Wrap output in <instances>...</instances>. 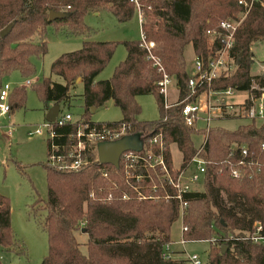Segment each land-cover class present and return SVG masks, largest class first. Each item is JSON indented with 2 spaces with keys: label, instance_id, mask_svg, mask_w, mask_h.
<instances>
[{
  "label": "trees",
  "instance_id": "obj_1",
  "mask_svg": "<svg viewBox=\"0 0 264 264\" xmlns=\"http://www.w3.org/2000/svg\"><path fill=\"white\" fill-rule=\"evenodd\" d=\"M139 5L140 30L147 39L159 42L151 51L174 78L175 99L180 100L188 94L187 78L192 73L185 67L184 46L190 43L193 55L205 66L218 47L205 29L214 27L220 19L236 18L241 5L237 0H139ZM101 6H106L118 21H126L135 13L130 0H0V29L13 21L10 30L0 36V81L11 70L23 76L33 72L29 57L44 53L42 36L47 24H63L71 33L83 32V14ZM50 9L68 14L48 19ZM256 40L264 41V0L254 1L236 26L230 47L234 68L211 79L212 89H249L253 82L264 86V73H250V45ZM122 43L125 56L107 78L95 76L111 56L115 42L84 39L78 48L51 60L49 72L59 81L47 75L31 85L47 109L51 104L68 102L69 87L78 78L82 85L80 118L106 125L123 122L126 134L136 132L144 140L161 130L167 166L172 165L170 143H175L180 152L179 167L185 166L197 151L191 135L205 130L183 122L181 103L163 108L157 85L160 74L146 49L139 45V39ZM24 87H15L9 93V112L24 104ZM139 93L154 96L157 119L136 118L139 106L135 95ZM109 98L121 117L110 122L90 120L91 106L95 109ZM153 148L157 150L156 145ZM197 155L204 159L202 181L186 194L181 217L177 200L164 195L172 188L159 177L157 168L134 169L142 173L137 182L140 189L150 195L136 198L124 181L120 161L114 167L94 159L77 170H58L44 163L46 195L36 202L44 210L41 225L47 248L40 264H184L183 259L171 258L167 248L169 228L177 217L185 227L181 240L214 237L206 264H264V244L250 239L255 223L264 234V118L259 123L255 119L240 122L232 129L210 125ZM103 168L106 175L101 173ZM233 168L239 170L237 176L231 175ZM122 191L130 197L120 198ZM76 232L85 237L84 241L77 240ZM12 244L9 200L0 193V246L7 250ZM221 246H225L223 252Z\"/></svg>",
  "mask_w": 264,
  "mask_h": 264
},
{
  "label": "rangeland",
  "instance_id": "obj_2",
  "mask_svg": "<svg viewBox=\"0 0 264 264\" xmlns=\"http://www.w3.org/2000/svg\"><path fill=\"white\" fill-rule=\"evenodd\" d=\"M240 14L241 12L236 16ZM136 17L134 14L126 21H118L106 6H101L97 10H88L83 14L82 21L86 27L83 32L71 33L63 24L55 26L47 24L42 36L45 39L44 53L29 57L34 68L33 72L23 76L17 70H11L1 78L0 82L10 84L9 92L15 87L25 86V99L22 106L14 107L9 113V124L14 126L12 134L7 135L6 128H0V193L9 200L10 229L13 235V244L10 249L4 250L0 246V264H40L47 250L46 234L41 225L44 210L36 203L39 198H44L46 195L44 165L46 141L43 135L27 134L28 130L45 119L46 109L43 108L42 101L31 84L47 75L59 81L58 76L49 72L51 60L62 52L78 48L84 39L115 42L111 56L95 77L96 79L107 78L114 66L125 56L122 41L140 37ZM158 44L159 42L154 41L155 46ZM250 50L253 54L250 73H264V41L252 42ZM183 55L186 69L192 71L194 55L190 43L184 46ZM25 78L31 80L30 84H24ZM174 82V78H171L166 95L167 101L175 100L177 89ZM81 91L80 82H75L70 86L69 100L64 103L60 102L58 110L69 111L73 117H78L82 111ZM244 93V90L234 91L226 97V102L237 103L243 98ZM135 101L139 106L137 119L155 120L158 118V108L151 93H139L135 95ZM88 117L92 121L110 122L118 120L121 113L109 98L102 105L90 110ZM247 120L249 119L242 115L217 116L210 120V124L232 129L238 123ZM6 121V117H0L1 123H6ZM260 121L262 119L255 118V123ZM191 137L193 143L198 145L202 134L194 133ZM169 150L173 164L178 165L180 152L175 143L169 144ZM181 224L180 218L177 217L170 225L169 243L167 244L170 257L183 259L186 254H197L202 263L206 264L209 241L194 240L181 243ZM76 237L80 242L85 239L78 232H76ZM80 249L84 251V246H80Z\"/></svg>",
  "mask_w": 264,
  "mask_h": 264
},
{
  "label": "built area",
  "instance_id": "obj_3",
  "mask_svg": "<svg viewBox=\"0 0 264 264\" xmlns=\"http://www.w3.org/2000/svg\"><path fill=\"white\" fill-rule=\"evenodd\" d=\"M133 2L135 12L140 23L142 19L139 0H130ZM241 5V14L236 18L220 19L214 27L206 28L205 33L212 40L217 41L218 47L212 56H209L205 66L202 65L200 58L193 57V70L187 78L188 94L180 100L167 101L166 95L168 84L171 81L170 76L162 67L158 58H156L152 49L154 41L147 39L140 30L139 45L144 47L152 60V64L156 66V70L160 76L157 79L159 91L163 97V108L181 103L180 113L183 122L187 125L203 128L202 138L197 145V151L201 148L206 130L211 125L210 120L213 117L231 114L242 116L248 119L264 118V86L252 83L249 89H237L226 86L220 89H212L209 84L211 79L219 76L221 73L231 71L234 68L233 59L230 55V47L233 41V32L252 3L258 0H237ZM29 78L24 79V84H30ZM200 89L199 91H197ZM258 91V94L254 90ZM244 90L243 98L237 102H226V97L234 91ZM10 84L8 82L0 83V117L7 116L10 110L8 100ZM189 98L190 96H192ZM189 98V99H188ZM247 101V105L241 104ZM235 105V106H233ZM5 127L7 135L11 133L13 127L9 124L2 125ZM125 124L118 122L117 125H106L104 123L96 124V122H85L80 116L73 117L69 111L58 110L53 120L44 119L41 123L35 125L27 131L28 135H43L46 141V159L45 163L58 170H77L84 164L97 159L96 145L100 141H110L126 134ZM161 130H156L146 140L143 139L139 150H124L118 158L122 166V174L125 183L135 192L136 198L150 196L142 192L139 181L142 173L135 171L138 166L149 167L159 170V177L164 183L172 188L171 193L166 192L164 195L177 200L179 217H181L186 206V194L197 189L198 184L202 181L204 173V159L197 155V151L190 157L185 166L178 165L167 166L163 155V142ZM156 145L155 151L153 146ZM244 152V150H243ZM98 160V159H97ZM242 161H239L241 163ZM193 165V167H190ZM106 169H102V175H106ZM239 170L233 168L231 175L237 176ZM122 199L129 198L130 195L126 191L119 194ZM104 198V197H103ZM183 232L185 227L180 225ZM260 224H254V230L250 235L252 242L264 244V234L260 233ZM209 243L214 242V237L209 238ZM184 242L181 240V243ZM167 250V248H165ZM168 254L165 253V257ZM184 264H203L197 254H186L183 258Z\"/></svg>",
  "mask_w": 264,
  "mask_h": 264
},
{
  "label": "water",
  "instance_id": "obj_4",
  "mask_svg": "<svg viewBox=\"0 0 264 264\" xmlns=\"http://www.w3.org/2000/svg\"><path fill=\"white\" fill-rule=\"evenodd\" d=\"M68 14L65 10H48L47 18L53 19L58 17H63ZM13 21H9L4 27L0 29V36H4L12 27ZM78 78L76 79V81ZM58 104H51L45 112V118L48 120H53L58 112ZM94 106H91L90 110H93ZM143 137L138 133H127L121 137L110 140V141H100L96 145L97 159L100 163H110L114 167L118 166V158L122 151L124 150H139L141 148ZM225 246H221L220 250L223 252Z\"/></svg>",
  "mask_w": 264,
  "mask_h": 264
},
{
  "label": "crops",
  "instance_id": "obj_5",
  "mask_svg": "<svg viewBox=\"0 0 264 264\" xmlns=\"http://www.w3.org/2000/svg\"><path fill=\"white\" fill-rule=\"evenodd\" d=\"M135 15H136V12L134 13ZM134 16V15H133ZM137 16V15H136ZM137 18V17H136ZM137 20H138V18H137ZM138 23H139V21H138ZM139 29H140V23H139ZM44 41H45V39H44ZM97 75V74H96ZM96 77V76H95ZM76 82H79V80H77ZM174 84H175V82H174ZM175 87H176V84H175ZM177 89V88H176ZM177 91V90H176ZM10 93V92H9ZM177 93V92H176ZM10 113V112H9ZM5 117V116H4ZM6 119H7V121H6V123H1L2 125H7V124H9L10 122H9V114L6 116ZM10 125V124H9ZM3 127V126H2ZM1 127V128H2ZM13 127V130H14V126H12ZM12 130V131H13ZM12 131H11V133L9 134V135H11L12 134Z\"/></svg>",
  "mask_w": 264,
  "mask_h": 264
}]
</instances>
